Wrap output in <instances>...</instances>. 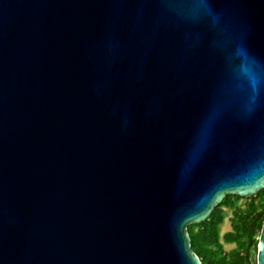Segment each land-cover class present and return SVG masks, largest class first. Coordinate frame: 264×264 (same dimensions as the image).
I'll return each instance as SVG.
<instances>
[{
  "label": "water",
  "instance_id": "obj_1",
  "mask_svg": "<svg viewBox=\"0 0 264 264\" xmlns=\"http://www.w3.org/2000/svg\"><path fill=\"white\" fill-rule=\"evenodd\" d=\"M263 188L264 0H0V264H203Z\"/></svg>",
  "mask_w": 264,
  "mask_h": 264
},
{
  "label": "trees",
  "instance_id": "obj_2",
  "mask_svg": "<svg viewBox=\"0 0 264 264\" xmlns=\"http://www.w3.org/2000/svg\"><path fill=\"white\" fill-rule=\"evenodd\" d=\"M243 197L239 194L226 195L204 221L188 226L192 249L203 264H257L252 248L258 244L259 231L264 222V188L245 197L246 205L240 207L237 202ZM222 206L233 209L232 230L222 236L224 242L236 244L231 250H226L221 241Z\"/></svg>",
  "mask_w": 264,
  "mask_h": 264
},
{
  "label": "rangeland",
  "instance_id": "obj_3",
  "mask_svg": "<svg viewBox=\"0 0 264 264\" xmlns=\"http://www.w3.org/2000/svg\"><path fill=\"white\" fill-rule=\"evenodd\" d=\"M237 205L240 207H244L246 205V198L245 197L241 198L237 202ZM222 209L224 210V221L220 225L221 241L224 244V248L226 250H231L232 248L236 247V244L224 242L222 236L225 234V232L232 230L231 218L233 216V209L230 207H227V206H222ZM252 255H253V257H257V244H256V247L254 246L252 248Z\"/></svg>",
  "mask_w": 264,
  "mask_h": 264
},
{
  "label": "flooded vegetation",
  "instance_id": "obj_4",
  "mask_svg": "<svg viewBox=\"0 0 264 264\" xmlns=\"http://www.w3.org/2000/svg\"><path fill=\"white\" fill-rule=\"evenodd\" d=\"M262 226H263V225H262ZM262 226H261V229H262ZM261 229H260V231H259L258 239H259V236H260V233H261Z\"/></svg>",
  "mask_w": 264,
  "mask_h": 264
}]
</instances>
